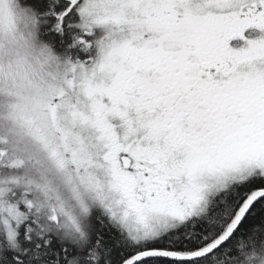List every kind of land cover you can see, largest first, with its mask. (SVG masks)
I'll return each instance as SVG.
<instances>
[{"label": "snow or ice", "instance_id": "obj_1", "mask_svg": "<svg viewBox=\"0 0 264 264\" xmlns=\"http://www.w3.org/2000/svg\"><path fill=\"white\" fill-rule=\"evenodd\" d=\"M0 264H264V0H0Z\"/></svg>", "mask_w": 264, "mask_h": 264}]
</instances>
